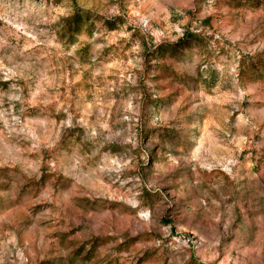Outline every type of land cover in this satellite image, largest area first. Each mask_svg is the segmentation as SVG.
<instances>
[{"label":"rangeland","instance_id":"1","mask_svg":"<svg viewBox=\"0 0 264 264\" xmlns=\"http://www.w3.org/2000/svg\"><path fill=\"white\" fill-rule=\"evenodd\" d=\"M0 264H264V0H0Z\"/></svg>","mask_w":264,"mask_h":264}]
</instances>
